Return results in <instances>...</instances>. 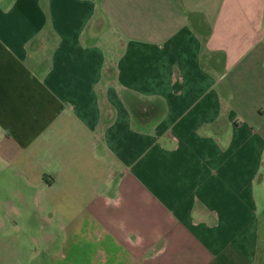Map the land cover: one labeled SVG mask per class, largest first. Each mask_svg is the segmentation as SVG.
Returning a JSON list of instances; mask_svg holds the SVG:
<instances>
[{"label":"crops","instance_id":"crops-1","mask_svg":"<svg viewBox=\"0 0 264 264\" xmlns=\"http://www.w3.org/2000/svg\"><path fill=\"white\" fill-rule=\"evenodd\" d=\"M0 161L29 264H264V0H0Z\"/></svg>","mask_w":264,"mask_h":264},{"label":"rangeland","instance_id":"rangeland-1","mask_svg":"<svg viewBox=\"0 0 264 264\" xmlns=\"http://www.w3.org/2000/svg\"><path fill=\"white\" fill-rule=\"evenodd\" d=\"M109 28L104 40L118 48V35ZM0 167V264H21L20 260L29 264L34 260L30 253L42 246L35 240L42 231L38 224L44 223L53 211L41 210L36 202L40 195L36 174L20 175L2 161Z\"/></svg>","mask_w":264,"mask_h":264}]
</instances>
